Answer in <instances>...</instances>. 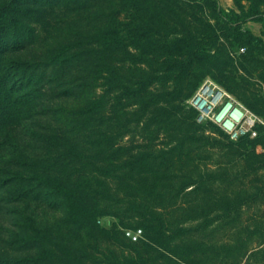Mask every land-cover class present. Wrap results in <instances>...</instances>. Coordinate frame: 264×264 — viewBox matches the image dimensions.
Returning <instances> with one entry per match:
<instances>
[{"label":"rangeland","instance_id":"obj_1","mask_svg":"<svg viewBox=\"0 0 264 264\" xmlns=\"http://www.w3.org/2000/svg\"><path fill=\"white\" fill-rule=\"evenodd\" d=\"M214 1L221 9L239 12L234 0ZM242 4L248 8L249 1L242 0ZM260 12L264 13V4ZM40 16L26 22L31 30L25 29L20 36L32 44L6 57L3 67L14 62L43 63L66 46L69 54L95 49L89 38L103 29L120 36L125 47L112 53L105 64L98 53H91L67 69L35 70V80L44 78L36 85L46 96L44 106L23 112L20 121L8 128L9 138L0 139L1 177L24 179L0 190V260L33 258L46 249L57 257L45 264H154L153 258H158L157 264H173V259L182 264H264V257L250 256L264 249V147H226L230 138L210 121L197 115L193 120L200 128L193 130L191 120H186L190 99L204 85L224 90L250 112L264 113V48L231 45V39L220 36L216 52L210 50L201 60L190 57V49L180 45L181 40L196 42L212 32L219 35L222 21L206 0H73L47 8ZM242 30L264 42L260 23L249 21ZM32 31L35 37L31 39ZM178 58L193 59L180 93L168 103H152L157 93L175 89L165 69L168 60ZM196 80L199 84L192 90ZM64 91L70 97L60 96ZM99 97L103 107L90 116L84 114ZM167 106H179L181 111L162 121L156 109ZM48 134L77 144L85 166L59 165L62 156L46 144ZM192 135L206 136L210 142L216 139L221 145L194 142ZM177 147L167 158L171 182L208 174L222 176L223 181L207 187L209 192L168 201H160L157 191L127 187L121 177L123 162L140 153ZM89 162L95 169H87ZM98 168L114 171H107L106 176ZM80 173L91 179L97 176L110 188L113 203L99 197L93 200L100 210L99 226L114 229L116 239L69 222L61 199L34 181L37 175L66 178ZM225 197L238 208L228 219L211 212L214 201ZM135 204L144 208L136 209ZM151 211L161 215L168 234L192 228L170 245L175 256L169 252L160 256L147 246L141 224L143 215ZM126 230H142L140 239L130 243ZM236 239L247 240L251 251L226 256L221 246Z\"/></svg>","mask_w":264,"mask_h":264},{"label":"trees","instance_id":"obj_2","mask_svg":"<svg viewBox=\"0 0 264 264\" xmlns=\"http://www.w3.org/2000/svg\"><path fill=\"white\" fill-rule=\"evenodd\" d=\"M73 0H3L0 2V139L7 140L8 128L16 125L23 112L30 113L35 107L44 106L42 99L46 96L39 93L36 90V85L44 81L43 77L35 80V70L38 68L48 69L52 66H61L66 69L73 65L74 60L80 61V59L92 55L91 53H98L101 62L106 63L108 58L116 50L123 49L125 47L124 42L120 36L108 29H103L97 34L89 38L96 45V48L90 50H78L73 54H69V47H63L60 51L51 55V57L43 63H29V62H14L12 65L2 66L6 57H11L15 54L24 52L31 44V40H21L25 29L29 32L31 28L27 26L28 21H31L33 17H41V14L46 13L47 8H51L61 3H70ZM110 1V0H107ZM213 13L222 21L220 27H218L219 35L217 33H210L207 37L196 41L181 40L180 45L188 47L193 59L201 60L206 58L207 52L210 50L217 51L216 45L220 36L225 39H231L230 43L244 44L247 46H254L257 48H264V42L261 38L254 36L250 31L242 30V25L254 21L262 25L264 36V13L260 12V6L264 4V0H247L249 1L248 8L242 4V0H234L237 5L238 11L235 12L232 9L224 10L216 6L214 0H206ZM38 18V19H39ZM43 18V17H41ZM33 21V20H32ZM31 39L35 37L33 31L31 32ZM69 54V57L67 56ZM193 59H175L168 60L166 64V72L168 81L173 82L175 89L169 92L157 93L152 97L151 102L157 104L160 101L168 103L172 98L176 97L180 92L181 84L188 78L189 72L193 66ZM43 79V80H42ZM42 80V81H41ZM198 80L194 81L191 85L192 90H195L198 86ZM60 96L70 97V94L61 92ZM104 100L99 97L93 103H91L84 114L90 116L97 113L99 109L103 107ZM157 117L162 121L170 119L174 115H179L181 108L179 106L158 107ZM47 111V110H45ZM47 114L48 112H44ZM26 113H24L25 115ZM256 115L264 119V113L256 111ZM198 113L195 109L190 108L186 120H191L190 127L193 130H198L200 126L193 120ZM211 124V123H210ZM213 125V124H211ZM214 126V125H213ZM192 135L190 138L192 141L205 140L208 144L221 145V142L213 139L211 142L206 136ZM46 144L52 148V150L58 152L62 156V160L58 164L64 168L75 167L77 165L85 166L81 161L83 158V152L80 147L73 143L69 138L60 137L54 134H48L45 136ZM3 143L0 142V146ZM261 145L264 147V128L257 127V136L254 139L248 137L240 138L237 141H229L226 147L236 149H249ZM2 148V147H0ZM180 149L179 147L173 148L170 151H160L158 153L145 152L136 155L130 160L123 162L120 170L121 177L124 181H127V187L132 190L152 192L157 191V196L160 201L173 200L179 198L182 195H192L200 192L201 190L209 192L215 181L222 176L215 174L202 175L198 178L180 179L178 181L171 182L170 166L167 164V158L173 153L174 150ZM83 164V165H82ZM91 165V166H90ZM94 164H87L88 167L95 169ZM101 175H108L107 171L113 172V168L103 169L98 168ZM147 174H151L152 177H148ZM227 177L226 174H222ZM2 172H0V190L5 189L9 184L24 182L23 177L14 176L10 178H2ZM93 179V180H92ZM85 176L83 173L75 175L73 177L66 178H50L37 175L34 177V181H37L39 186L48 190V193L54 197H58L64 204L66 210V218L69 222L77 225L78 228L87 230L90 232L101 233L110 239H116V233L114 229H104L98 224V216L100 210L96 208L93 200L95 197H99L108 201L109 204L113 203L111 200L112 194L107 183L96 177ZM224 179V178H223ZM95 183H92V182ZM223 181V180H222ZM134 182V185L131 184ZM139 185V186H137ZM101 187V188H98ZM138 187V188H137ZM145 189V190H143ZM157 189V190H156ZM146 192V193H147ZM92 203V204H91ZM134 208L143 209V204H135ZM237 203L229 198H223L219 201H214L211 212H217L218 216L223 219H228L234 211H236ZM142 227L146 233L145 239L147 240V246L155 248V253L165 257L164 252H169L171 255L175 254L171 251L170 245L178 238L186 235L192 228H178L168 234L163 226L161 215L158 212L151 211L148 215H143ZM205 227V226H202ZM142 231V230H141ZM130 243V240H128ZM247 240L236 239L231 245H222V250L226 256L232 255L241 250H247ZM251 257H264V249L257 250L250 253ZM56 256L50 250H43L33 258L17 259V260H0V264H45L47 261L54 259ZM154 264H157V259L153 258ZM174 260V259H173ZM173 264H182L179 261H173Z\"/></svg>","mask_w":264,"mask_h":264},{"label":"built area","instance_id":"obj_3","mask_svg":"<svg viewBox=\"0 0 264 264\" xmlns=\"http://www.w3.org/2000/svg\"><path fill=\"white\" fill-rule=\"evenodd\" d=\"M189 103L201 120L210 121L232 141L244 137L253 139L257 136V127L264 128L262 117L250 112L224 90L215 86L200 87ZM124 233L127 239L137 242L142 231L126 230Z\"/></svg>","mask_w":264,"mask_h":264}]
</instances>
